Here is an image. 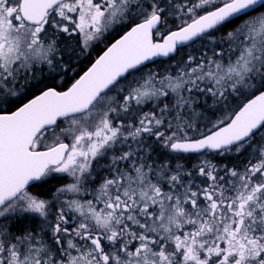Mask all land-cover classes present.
<instances>
[{
  "label": "snow or ice",
  "instance_id": "obj_1",
  "mask_svg": "<svg viewBox=\"0 0 264 264\" xmlns=\"http://www.w3.org/2000/svg\"><path fill=\"white\" fill-rule=\"evenodd\" d=\"M0 264H264V0H0Z\"/></svg>",
  "mask_w": 264,
  "mask_h": 264
},
{
  "label": "flooded vegetation",
  "instance_id": "obj_2",
  "mask_svg": "<svg viewBox=\"0 0 264 264\" xmlns=\"http://www.w3.org/2000/svg\"><path fill=\"white\" fill-rule=\"evenodd\" d=\"M96 55H98V54H96V53L91 54V56H90L87 60H85L84 63H85V64H88L89 61H90L93 57H95Z\"/></svg>",
  "mask_w": 264,
  "mask_h": 264
},
{
  "label": "trees",
  "instance_id": "obj_3",
  "mask_svg": "<svg viewBox=\"0 0 264 264\" xmlns=\"http://www.w3.org/2000/svg\"><path fill=\"white\" fill-rule=\"evenodd\" d=\"M102 47L103 46H101V47L99 46V48H97L96 50H94V53L99 54V50L102 49Z\"/></svg>",
  "mask_w": 264,
  "mask_h": 264
},
{
  "label": "rangeland",
  "instance_id": "obj_4",
  "mask_svg": "<svg viewBox=\"0 0 264 264\" xmlns=\"http://www.w3.org/2000/svg\"><path fill=\"white\" fill-rule=\"evenodd\" d=\"M103 46V45H100V47ZM92 54H94V51L92 52Z\"/></svg>",
  "mask_w": 264,
  "mask_h": 264
}]
</instances>
